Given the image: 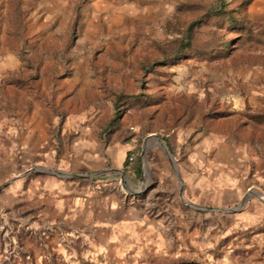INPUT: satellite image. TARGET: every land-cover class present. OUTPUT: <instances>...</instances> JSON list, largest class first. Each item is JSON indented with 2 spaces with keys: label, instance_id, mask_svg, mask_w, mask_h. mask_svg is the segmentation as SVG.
<instances>
[{
  "label": "rangeland",
  "instance_id": "rangeland-1",
  "mask_svg": "<svg viewBox=\"0 0 264 264\" xmlns=\"http://www.w3.org/2000/svg\"><path fill=\"white\" fill-rule=\"evenodd\" d=\"M83 144L161 175L163 243L60 234L6 193ZM0 264H264V0H0Z\"/></svg>",
  "mask_w": 264,
  "mask_h": 264
},
{
  "label": "crops",
  "instance_id": "crops-1",
  "mask_svg": "<svg viewBox=\"0 0 264 264\" xmlns=\"http://www.w3.org/2000/svg\"><path fill=\"white\" fill-rule=\"evenodd\" d=\"M138 153L134 144L102 149L83 144L70 160L60 161L52 176H41L28 185V177L23 175L10 182L5 191L16 202L19 199L20 205H35L37 220L60 234L106 236L120 245L141 244L139 239L163 243V207L172 206L165 203V196L162 199L158 195L160 202L150 199L148 187L153 181L160 185L161 175L145 179L142 163L136 166L134 161ZM127 155L133 156L131 163L125 162ZM157 157V169L163 170L162 158ZM119 176L128 192L116 187ZM159 185L157 189L164 193L163 185Z\"/></svg>",
  "mask_w": 264,
  "mask_h": 264
},
{
  "label": "water",
  "instance_id": "water-1",
  "mask_svg": "<svg viewBox=\"0 0 264 264\" xmlns=\"http://www.w3.org/2000/svg\"><path fill=\"white\" fill-rule=\"evenodd\" d=\"M143 154H144V150H142L141 156H143ZM165 154H166V156L169 157V152L167 151V149L165 150ZM141 163L143 164V157H141ZM97 175H101V174H97Z\"/></svg>",
  "mask_w": 264,
  "mask_h": 264
},
{
  "label": "trees",
  "instance_id": "trees-1",
  "mask_svg": "<svg viewBox=\"0 0 264 264\" xmlns=\"http://www.w3.org/2000/svg\"><path fill=\"white\" fill-rule=\"evenodd\" d=\"M193 25H194V24L189 25V27H188V32H187V33L190 34V31L192 30Z\"/></svg>",
  "mask_w": 264,
  "mask_h": 264
},
{
  "label": "built area",
  "instance_id": "built-area-1",
  "mask_svg": "<svg viewBox=\"0 0 264 264\" xmlns=\"http://www.w3.org/2000/svg\"><path fill=\"white\" fill-rule=\"evenodd\" d=\"M128 161H129V162H132V161H133V156H130V157L128 158Z\"/></svg>",
  "mask_w": 264,
  "mask_h": 264
},
{
  "label": "bare ground",
  "instance_id": "bare-ground-1",
  "mask_svg": "<svg viewBox=\"0 0 264 264\" xmlns=\"http://www.w3.org/2000/svg\"><path fill=\"white\" fill-rule=\"evenodd\" d=\"M156 142V141H155ZM155 142H153V143H155ZM158 143V142H157ZM159 144V143H158Z\"/></svg>",
  "mask_w": 264,
  "mask_h": 264
}]
</instances>
